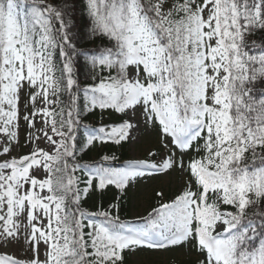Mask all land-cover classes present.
Returning <instances> with one entry per match:
<instances>
[{"label": "snow or ice", "instance_id": "6c2138e0", "mask_svg": "<svg viewBox=\"0 0 264 264\" xmlns=\"http://www.w3.org/2000/svg\"><path fill=\"white\" fill-rule=\"evenodd\" d=\"M97 112L126 118L84 124ZM142 127L157 138L145 158L84 159ZM174 171L178 190L136 220L84 207ZM175 247L195 264H264V0H0V248L23 251L0 264Z\"/></svg>", "mask_w": 264, "mask_h": 264}, {"label": "rangeland", "instance_id": "374dc122", "mask_svg": "<svg viewBox=\"0 0 264 264\" xmlns=\"http://www.w3.org/2000/svg\"><path fill=\"white\" fill-rule=\"evenodd\" d=\"M126 118V117H124ZM39 126V125H38ZM23 136L24 133L22 132ZM139 138L136 142L128 143V160L145 158V149L155 147L157 138L155 131L143 127L140 129ZM127 160V161H128ZM181 184V177L178 171L169 173L167 176H152L138 179L134 186L130 187L131 210L129 220H136L137 217L146 214L152 206H155L159 198L155 196L157 191H163L165 197L175 193ZM8 251L17 256H23L19 248H0V252ZM132 257L133 264H192L195 263V255L187 248L175 247L169 250H144Z\"/></svg>", "mask_w": 264, "mask_h": 264}, {"label": "trees", "instance_id": "16d2710c", "mask_svg": "<svg viewBox=\"0 0 264 264\" xmlns=\"http://www.w3.org/2000/svg\"><path fill=\"white\" fill-rule=\"evenodd\" d=\"M57 3L61 2V0H56ZM77 7L79 8L82 5V0H76ZM87 17L85 14L78 12L77 13V21H78V30L81 32H85L86 28L84 27L85 21ZM81 46H84L83 43ZM88 47H91V44H87ZM77 75L81 81L85 79L87 73V67L85 66L83 57L77 62ZM119 114L108 115L105 113L103 119L99 112L95 115H89L88 118L84 121V124L88 126L98 127L101 123H118L121 119H123ZM81 133H83L84 129L81 128ZM128 143H122L121 145L115 144H105V145H97L93 148L87 155L84 157L85 160H90L94 158H98L101 154H115L119 159L114 162L116 166H121L123 162L127 161L128 156ZM131 193L130 187L127 189L126 193L121 195L119 190L115 189L114 186H109L108 189L103 192L96 191L89 195V197L84 202V207L89 210H95L97 207H107L109 204L119 203L120 205V215L122 219L129 220L130 218V210H131ZM131 255L127 256L126 264L132 263ZM195 264V263H192Z\"/></svg>", "mask_w": 264, "mask_h": 264}]
</instances>
